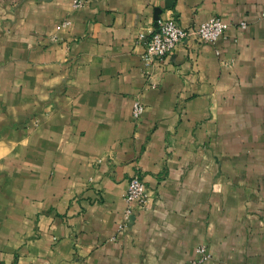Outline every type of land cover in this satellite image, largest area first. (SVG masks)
I'll list each match as a JSON object with an SVG mask.
<instances>
[{
    "label": "crops",
    "instance_id": "obj_1",
    "mask_svg": "<svg viewBox=\"0 0 264 264\" xmlns=\"http://www.w3.org/2000/svg\"><path fill=\"white\" fill-rule=\"evenodd\" d=\"M73 2L0 0V264H264V0ZM213 15L144 59L156 18Z\"/></svg>",
    "mask_w": 264,
    "mask_h": 264
},
{
    "label": "built area",
    "instance_id": "obj_2",
    "mask_svg": "<svg viewBox=\"0 0 264 264\" xmlns=\"http://www.w3.org/2000/svg\"><path fill=\"white\" fill-rule=\"evenodd\" d=\"M82 3V0H74L73 5L80 6ZM262 15L264 16V12ZM65 23L66 21L62 25ZM228 25V22L217 15L191 25H183L174 18H156L153 29L148 32L140 30L137 40L144 46V59L155 61L163 59L181 43L188 46L215 43L219 38L226 36ZM238 26L244 30L247 28L248 22L241 20ZM144 111L145 104L143 101L139 97H134L131 104L132 120L137 122ZM123 198L125 221L135 209L147 207L151 199L150 192L138 174H134L128 179ZM194 252L196 255L191 257L186 264H204L211 259V251L205 244L195 246Z\"/></svg>",
    "mask_w": 264,
    "mask_h": 264
}]
</instances>
